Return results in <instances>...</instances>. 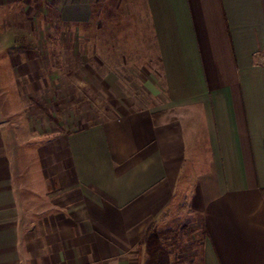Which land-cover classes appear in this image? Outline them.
<instances>
[{
  "label": "crops",
  "instance_id": "1",
  "mask_svg": "<svg viewBox=\"0 0 264 264\" xmlns=\"http://www.w3.org/2000/svg\"><path fill=\"white\" fill-rule=\"evenodd\" d=\"M140 2L163 103L60 136L32 223L0 121V264H138L176 210L202 223L200 264H264V0Z\"/></svg>",
  "mask_w": 264,
  "mask_h": 264
},
{
  "label": "rangeland",
  "instance_id": "2",
  "mask_svg": "<svg viewBox=\"0 0 264 264\" xmlns=\"http://www.w3.org/2000/svg\"><path fill=\"white\" fill-rule=\"evenodd\" d=\"M145 12L140 0H24L0 12V121L15 179L24 178L27 223L28 185L49 175L60 136L163 103ZM43 186L34 209L47 211ZM182 211L165 228L172 264H200L202 223ZM138 247L128 255L145 264Z\"/></svg>",
  "mask_w": 264,
  "mask_h": 264
},
{
  "label": "trees",
  "instance_id": "3",
  "mask_svg": "<svg viewBox=\"0 0 264 264\" xmlns=\"http://www.w3.org/2000/svg\"><path fill=\"white\" fill-rule=\"evenodd\" d=\"M169 229L151 234L146 241L147 259L145 264H172L171 252L166 244ZM139 252L142 248L139 246Z\"/></svg>",
  "mask_w": 264,
  "mask_h": 264
}]
</instances>
